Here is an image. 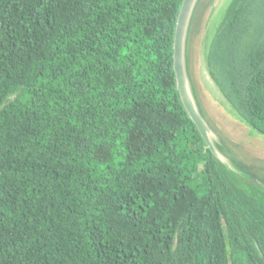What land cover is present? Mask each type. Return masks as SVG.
Returning <instances> with one entry per match:
<instances>
[{"label": "trees", "instance_id": "16d2710c", "mask_svg": "<svg viewBox=\"0 0 264 264\" xmlns=\"http://www.w3.org/2000/svg\"><path fill=\"white\" fill-rule=\"evenodd\" d=\"M181 2L0 0V264H264V184L176 88ZM208 45L264 135V0H230Z\"/></svg>", "mask_w": 264, "mask_h": 264}, {"label": "water", "instance_id": "95a60500", "mask_svg": "<svg viewBox=\"0 0 264 264\" xmlns=\"http://www.w3.org/2000/svg\"><path fill=\"white\" fill-rule=\"evenodd\" d=\"M208 2L211 0H207L206 4ZM204 3L205 0H182L177 14L173 37V69L176 88L186 112L195 123L212 153L240 175L264 184V171L260 167L261 165L254 161L255 158L248 156L244 150L238 147L237 141L226 135L212 120L198 88L193 66V35L199 29L198 23ZM248 129L252 132L250 128ZM242 151H244L245 156L241 155ZM238 154L243 158H240ZM252 166L259 171H254Z\"/></svg>", "mask_w": 264, "mask_h": 264}, {"label": "rangeland", "instance_id": "374dc122", "mask_svg": "<svg viewBox=\"0 0 264 264\" xmlns=\"http://www.w3.org/2000/svg\"><path fill=\"white\" fill-rule=\"evenodd\" d=\"M206 1L202 5L204 7L200 14L199 29L193 35L194 73L203 103L212 120L226 135L237 141L238 147L244 150L248 156L255 158L254 161L261 165L260 167L264 171V135L250 132L249 127L231 114L224 95L212 79L207 67L205 52L230 0H211L207 4ZM244 151H242V156H245ZM241 155L238 154L240 158H243ZM252 168L254 171H259L253 166Z\"/></svg>", "mask_w": 264, "mask_h": 264}]
</instances>
